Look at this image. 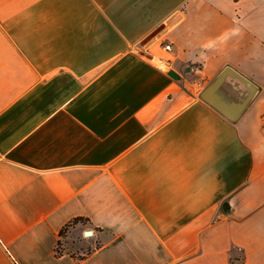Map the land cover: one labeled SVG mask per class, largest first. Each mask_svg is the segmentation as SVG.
<instances>
[{"label": "crops", "instance_id": "crops-1", "mask_svg": "<svg viewBox=\"0 0 264 264\" xmlns=\"http://www.w3.org/2000/svg\"><path fill=\"white\" fill-rule=\"evenodd\" d=\"M0 264H264V0H0Z\"/></svg>", "mask_w": 264, "mask_h": 264}, {"label": "water", "instance_id": "water-1", "mask_svg": "<svg viewBox=\"0 0 264 264\" xmlns=\"http://www.w3.org/2000/svg\"><path fill=\"white\" fill-rule=\"evenodd\" d=\"M176 77L174 72H170ZM261 87L231 65H225L202 89L199 98L236 123L259 95ZM86 231V235H91Z\"/></svg>", "mask_w": 264, "mask_h": 264}, {"label": "trees", "instance_id": "trees-1", "mask_svg": "<svg viewBox=\"0 0 264 264\" xmlns=\"http://www.w3.org/2000/svg\"><path fill=\"white\" fill-rule=\"evenodd\" d=\"M87 219L84 218H75L73 219L68 225H66L59 233L60 237H64L66 235V232L68 231V229L72 226H74L75 224L79 223V222H86Z\"/></svg>", "mask_w": 264, "mask_h": 264}, {"label": "built area", "instance_id": "built-area-1", "mask_svg": "<svg viewBox=\"0 0 264 264\" xmlns=\"http://www.w3.org/2000/svg\"><path fill=\"white\" fill-rule=\"evenodd\" d=\"M164 49H165L166 51H170V50H171V46H170V45H164Z\"/></svg>", "mask_w": 264, "mask_h": 264}, {"label": "rangeland", "instance_id": "rangeland-1", "mask_svg": "<svg viewBox=\"0 0 264 264\" xmlns=\"http://www.w3.org/2000/svg\"><path fill=\"white\" fill-rule=\"evenodd\" d=\"M88 236V235H87Z\"/></svg>", "mask_w": 264, "mask_h": 264}]
</instances>
